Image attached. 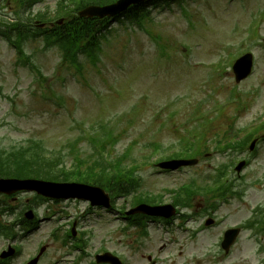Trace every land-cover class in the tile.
<instances>
[{
  "label": "rangeland",
  "instance_id": "374dc122",
  "mask_svg": "<svg viewBox=\"0 0 264 264\" xmlns=\"http://www.w3.org/2000/svg\"><path fill=\"white\" fill-rule=\"evenodd\" d=\"M56 1L46 0V4L54 7ZM185 6L189 10L185 11L186 17L176 2L152 11L154 23H150L151 27L163 35L168 46L166 59L158 56L154 40L148 33L138 28L136 32L127 28V33L125 26L115 22L113 24L118 32L109 43H105L101 62L93 66L86 61L83 75L75 68L61 64V53L57 48L45 51L42 39H33L26 44L25 50L32 56L33 64L25 65L18 57L16 48L0 37V147L10 148L35 138L42 140L51 151L63 149L68 152L70 144L76 143L77 147L89 154L93 152L90 138L99 134H94L99 122L103 126L102 120L115 122L118 112L125 111L129 115H125L116 125L115 132H120V136L114 152L122 153L131 145V155L140 160L143 155L151 156L149 142L152 139L164 143L177 139L174 130L181 123L185 125L182 133H179L180 145L185 149L190 140L205 147L208 144L206 138L214 128L213 133L218 129V134L224 135L232 127H248L249 122L256 121L255 118L264 112V0H185ZM16 10L12 3L2 13L15 18ZM257 32L260 34L259 40L250 43L247 34L255 36ZM182 41L188 42L183 49L180 48ZM247 49L255 55L253 75L237 85L231 67L227 69L226 65L230 64L234 51L239 53ZM35 67L42 76L37 74ZM235 87L238 91L242 89L251 93L242 94V98H248L249 102L245 109L234 110L228 104L227 116L224 115L222 120L220 107L206 110V107H213L215 101L224 103L230 99L231 90ZM137 94L143 98L137 100ZM177 94L180 96L176 122L174 125L167 123L161 130L159 124L165 120L162 117L173 110L168 107V101L176 98ZM133 103L135 106L132 108ZM158 103H161L160 110L156 114L153 110ZM172 103L177 104V101ZM235 103L243 106L240 100ZM202 105L205 108L200 109ZM193 112L195 115L190 116ZM230 116L234 117L233 120H230ZM203 117H208L209 132L201 127ZM258 151L243 171L244 177L234 176L238 177L234 180L235 190L241 185L244 186L242 189H246L244 198H228V201L220 202L216 213L227 215V220L219 227L202 232L197 240L184 238L186 233L178 230L176 223L169 228L156 223L151 228V235L135 247L129 234L134 229L123 233L126 222L105 211L102 215L98 212L86 215L82 226L95 231L93 244L97 246L103 243L109 249L122 253L126 259H130L131 264H146L142 255L150 251L158 253L159 245L166 238L172 244L159 254L169 259L168 264L182 261L185 264H198V259L199 264H206L218 252L216 241L221 230L227 224L251 217L256 206H264V140ZM247 154L242 153L241 157ZM233 155L212 151L206 156L207 159L202 158L195 167L170 173H158L157 169L145 165L140 170L145 178L144 190L176 188L192 176L207 175L216 165L230 160ZM152 159H156V155ZM128 161L131 162L130 159ZM258 179L263 181L260 183ZM164 195L167 198L171 196L169 193ZM27 197L21 195L12 203L19 205ZM201 201L200 196L195 199L196 204ZM204 203L203 200L200 205ZM117 204L129 206V201L119 199ZM48 206L49 203L41 205L39 211L43 216L51 215L52 210L64 208L63 219L58 214L52 220L42 221L37 231L26 237L28 252L19 259L27 258L41 241L48 244L44 264L62 255L64 250L68 251H62L60 241L53 239L50 231L57 224L67 227L68 216L74 218L87 210L85 203L51 204L50 211L47 210ZM252 232L247 230L242 234L231 256L224 258V264H264V252L259 248L264 246V232L258 234V241L257 238H250ZM3 243L0 237V249ZM64 255L65 259H74L78 251L72 250V253L66 252Z\"/></svg>",
  "mask_w": 264,
  "mask_h": 264
},
{
  "label": "trees",
  "instance_id": "16d2710c",
  "mask_svg": "<svg viewBox=\"0 0 264 264\" xmlns=\"http://www.w3.org/2000/svg\"><path fill=\"white\" fill-rule=\"evenodd\" d=\"M112 0H76L73 7L60 4V13L65 22L55 25L53 28H40L34 19H18L15 22H6L0 18V22L6 25L9 38L13 41L15 31L16 39L13 41L23 53V44L30 38L43 36L46 47H59L67 60L74 65L81 64L79 55L85 53L93 57L98 50L99 37L109 27V22L97 18H82L77 11L88 3H105ZM125 20L136 23L140 27L145 26L149 17L147 4L131 7L124 15ZM34 20V21H33ZM21 155L13 153L7 157L0 156V175H17L22 177L35 176L53 180H78L99 184L111 192H127L135 184L131 178L132 172L124 165L122 158L112 159L94 155L83 157L75 156L72 168L66 167V157L48 156L45 147L40 142H30L21 148Z\"/></svg>",
  "mask_w": 264,
  "mask_h": 264
},
{
  "label": "water",
  "instance_id": "95a60500",
  "mask_svg": "<svg viewBox=\"0 0 264 264\" xmlns=\"http://www.w3.org/2000/svg\"><path fill=\"white\" fill-rule=\"evenodd\" d=\"M141 0H120L115 4L105 6V7H97V6H91L81 12L82 15H112L116 14L117 12H120L121 10L126 9L129 5L132 3L139 2ZM252 65V56L246 55L243 59H241L236 64V69L241 70V74H244L243 76H246L248 73V70L251 68ZM193 161H174V162H168L165 167H172L177 168L184 164H191ZM18 189H29V190H37L40 193H43L45 195H51V196H79V197H86V198H92L95 200H99V202L106 203L107 202V195H104V191L99 188H94L87 185L72 183V184H58V183H52V182H45L40 180H34V179H26V180H19V179H1L0 178V192H7L11 193ZM146 208L152 209V210H159L160 208H151L148 206H145ZM170 208L174 210L171 206L167 207L165 206L163 209H167V216H169L170 213H173L170 211Z\"/></svg>",
  "mask_w": 264,
  "mask_h": 264
},
{
  "label": "flooded vegetation",
  "instance_id": "af4514ba",
  "mask_svg": "<svg viewBox=\"0 0 264 264\" xmlns=\"http://www.w3.org/2000/svg\"><path fill=\"white\" fill-rule=\"evenodd\" d=\"M8 245H9V244H8ZM11 260L14 261L15 259H5V260H1V263H2V264H8ZM28 260H30V259H27V260H26L27 263H28Z\"/></svg>",
  "mask_w": 264,
  "mask_h": 264
}]
</instances>
